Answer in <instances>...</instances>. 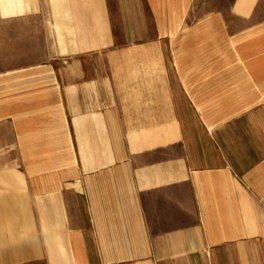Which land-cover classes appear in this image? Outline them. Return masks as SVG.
Masks as SVG:
<instances>
[{
    "label": "crops",
    "instance_id": "0c3cea01",
    "mask_svg": "<svg viewBox=\"0 0 264 264\" xmlns=\"http://www.w3.org/2000/svg\"><path fill=\"white\" fill-rule=\"evenodd\" d=\"M0 264H264V0H0Z\"/></svg>",
    "mask_w": 264,
    "mask_h": 264
}]
</instances>
